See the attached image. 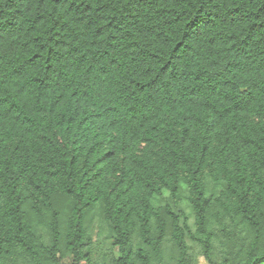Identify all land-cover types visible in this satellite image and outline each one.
Here are the masks:
<instances>
[{
    "label": "trees",
    "instance_id": "1",
    "mask_svg": "<svg viewBox=\"0 0 264 264\" xmlns=\"http://www.w3.org/2000/svg\"><path fill=\"white\" fill-rule=\"evenodd\" d=\"M200 259L264 264V0H0V264Z\"/></svg>",
    "mask_w": 264,
    "mask_h": 264
},
{
    "label": "rangeland",
    "instance_id": "2",
    "mask_svg": "<svg viewBox=\"0 0 264 264\" xmlns=\"http://www.w3.org/2000/svg\"><path fill=\"white\" fill-rule=\"evenodd\" d=\"M208 187H209L210 189H214V191L218 190V189H215L214 186H213L212 184H209ZM164 197H165V198L168 197V193H167V192L164 193ZM159 202H160V200H159ZM183 208L189 213V210H188V208L186 207V204L184 205ZM190 216H191V215H190ZM200 264H205V262H204L203 259H200Z\"/></svg>",
    "mask_w": 264,
    "mask_h": 264
}]
</instances>
